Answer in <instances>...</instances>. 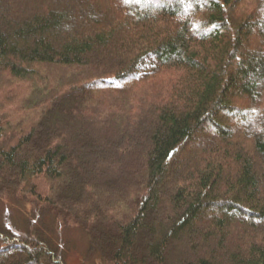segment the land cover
<instances>
[{
	"label": "trees",
	"instance_id": "trees-1",
	"mask_svg": "<svg viewBox=\"0 0 264 264\" xmlns=\"http://www.w3.org/2000/svg\"><path fill=\"white\" fill-rule=\"evenodd\" d=\"M150 1L0 0V264H264V0Z\"/></svg>",
	"mask_w": 264,
	"mask_h": 264
},
{
	"label": "rangeland",
	"instance_id": "rangeland-1",
	"mask_svg": "<svg viewBox=\"0 0 264 264\" xmlns=\"http://www.w3.org/2000/svg\"><path fill=\"white\" fill-rule=\"evenodd\" d=\"M142 1L144 2H142L143 6L153 3V1L150 0ZM11 81L13 82V86L11 88L8 89V87L5 86L0 89V101H4L3 107L5 108V111L9 112L14 109L25 107L24 104L26 103V100L28 99L34 86V83L30 81H21L18 79H12ZM9 90L13 93V95L6 94ZM239 106L245 115L252 113L253 111V108L248 104L241 105L239 102ZM25 111L28 110L25 109ZM31 117L34 118L33 116ZM8 120L11 125L16 126V118H9ZM226 124L230 125L233 131L238 129V125L233 119H226ZM7 131L9 130L7 129ZM28 210L29 209L26 204L10 201L5 198L0 199V220L8 223H11L13 220V222L16 223V228L18 230L25 226ZM50 235L59 245L63 259L69 264H100V260L95 254L87 252V238L84 232H82L78 227H64L57 224L56 229L54 230V235Z\"/></svg>",
	"mask_w": 264,
	"mask_h": 264
}]
</instances>
